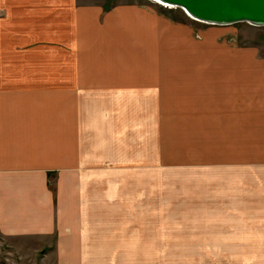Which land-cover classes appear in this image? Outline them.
<instances>
[{
    "label": "crops",
    "instance_id": "obj_1",
    "mask_svg": "<svg viewBox=\"0 0 264 264\" xmlns=\"http://www.w3.org/2000/svg\"><path fill=\"white\" fill-rule=\"evenodd\" d=\"M164 26L140 3L0 0L3 236L43 237L57 264H264V158L225 160L219 180L163 173V153L149 171V129L185 86ZM244 69L219 71L222 122L255 111L230 90Z\"/></svg>",
    "mask_w": 264,
    "mask_h": 264
},
{
    "label": "rangeland",
    "instance_id": "obj_2",
    "mask_svg": "<svg viewBox=\"0 0 264 264\" xmlns=\"http://www.w3.org/2000/svg\"><path fill=\"white\" fill-rule=\"evenodd\" d=\"M77 1L100 4L106 9L140 3L155 8L164 17L160 46L165 52L166 74L176 75L175 84L181 81L185 86H174V94L178 91L180 95H166L165 121L159 134L157 128L149 129L150 173L162 153L170 158L163 173L213 175L216 180L225 160L264 158V27L248 23L206 24L191 19L181 9L153 0ZM238 63L245 64L244 82L241 92L237 89L240 81L232 82L230 90L233 94L254 95L255 102L251 104L255 111L242 113L243 118L234 119L232 124L231 118L222 122L213 110L220 105V69L223 66L228 72L227 65L231 69ZM229 73L231 77L236 70ZM176 78L180 80L177 82ZM172 83L166 81V86ZM205 106L212 111L205 114ZM150 122L155 123L156 119ZM48 244L43 237H6L0 233V264H57L54 256L48 255Z\"/></svg>",
    "mask_w": 264,
    "mask_h": 264
},
{
    "label": "water",
    "instance_id": "obj_3",
    "mask_svg": "<svg viewBox=\"0 0 264 264\" xmlns=\"http://www.w3.org/2000/svg\"><path fill=\"white\" fill-rule=\"evenodd\" d=\"M185 12L191 19L211 25L248 23L264 27V0H159Z\"/></svg>",
    "mask_w": 264,
    "mask_h": 264
},
{
    "label": "bare ground",
    "instance_id": "obj_4",
    "mask_svg": "<svg viewBox=\"0 0 264 264\" xmlns=\"http://www.w3.org/2000/svg\"><path fill=\"white\" fill-rule=\"evenodd\" d=\"M154 2H156V3H159L160 1L159 0H153ZM160 4V3H159ZM160 5H162V4H160ZM163 6H165V7H169L167 4H164ZM170 8H172V7H170Z\"/></svg>",
    "mask_w": 264,
    "mask_h": 264
}]
</instances>
